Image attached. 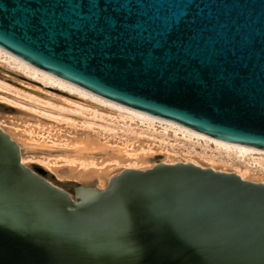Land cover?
Instances as JSON below:
<instances>
[{"label":"water","instance_id":"95a60500","mask_svg":"<svg viewBox=\"0 0 264 264\" xmlns=\"http://www.w3.org/2000/svg\"><path fill=\"white\" fill-rule=\"evenodd\" d=\"M0 48L131 109L264 150V0H0ZM0 126V264H264V182L191 161L73 195Z\"/></svg>","mask_w":264,"mask_h":264},{"label":"rangeland","instance_id":"374dc122","mask_svg":"<svg viewBox=\"0 0 264 264\" xmlns=\"http://www.w3.org/2000/svg\"><path fill=\"white\" fill-rule=\"evenodd\" d=\"M131 117L0 64V126L19 144L23 163L40 165L49 180L72 195L77 185L103 187L122 168L158 161H191L264 182L262 154L240 156L168 125ZM72 169L93 173L81 180L70 176Z\"/></svg>","mask_w":264,"mask_h":264},{"label":"bare ground","instance_id":"6f19581e","mask_svg":"<svg viewBox=\"0 0 264 264\" xmlns=\"http://www.w3.org/2000/svg\"><path fill=\"white\" fill-rule=\"evenodd\" d=\"M0 64L3 66H7V68L18 72L21 75H24L25 77H29L30 79H33L34 81H39L42 84H45L46 86L53 87L55 89H58L59 91L77 95L78 97H82L85 99H88L91 102H96L98 105L104 106L106 108L115 110V111H124L126 113H129L133 119L134 117L138 118L142 124L146 121L147 125L153 124L154 122H159L162 125L165 124V127L168 125L169 127L175 128L177 131L181 130L184 134L192 137L202 138L205 140H209L214 142L217 145L224 146L228 150H235L240 156H246L248 154H262L264 155V150L257 149L254 147L242 145V144H236L231 142H226L222 140H218L215 138H212L210 136L204 135L202 133L196 132L194 130H191L189 128L183 127L181 125H178L176 123H173L171 121H167L164 119H160L158 117H154L152 115H148L146 113L131 109L129 107L120 105L118 103L112 102L108 99H105L103 97H100L94 93H91L90 91H87L81 87H78L68 81H65L59 77H56L50 73H47L41 69H38L37 67H34L33 65L29 64L28 62L16 57L15 55L5 51L4 49L0 48ZM164 127V129H165ZM219 147V146H217ZM84 149V148H82ZM88 149V148H87ZM22 159V158H21ZM23 162V159H22ZM195 164V163H194ZM71 177H76L77 179H87L89 178L93 171L91 170H77L74 171L72 169L71 171ZM95 173V172H94ZM243 178V177H242Z\"/></svg>","mask_w":264,"mask_h":264}]
</instances>
